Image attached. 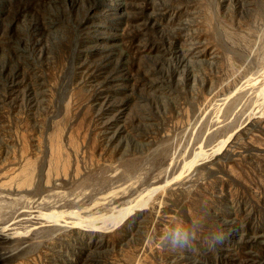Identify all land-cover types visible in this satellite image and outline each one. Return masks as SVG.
Wrapping results in <instances>:
<instances>
[{"label": "rangeland", "instance_id": "1", "mask_svg": "<svg viewBox=\"0 0 264 264\" xmlns=\"http://www.w3.org/2000/svg\"><path fill=\"white\" fill-rule=\"evenodd\" d=\"M263 92L264 0H0V264H264Z\"/></svg>", "mask_w": 264, "mask_h": 264}, {"label": "clouds", "instance_id": "2", "mask_svg": "<svg viewBox=\"0 0 264 264\" xmlns=\"http://www.w3.org/2000/svg\"><path fill=\"white\" fill-rule=\"evenodd\" d=\"M196 232L194 229L186 226H177L167 233L166 240L173 246H187L196 239ZM222 239V233L219 230L210 232L207 237L209 245H213Z\"/></svg>", "mask_w": 264, "mask_h": 264}, {"label": "bare ground", "instance_id": "3", "mask_svg": "<svg viewBox=\"0 0 264 264\" xmlns=\"http://www.w3.org/2000/svg\"><path fill=\"white\" fill-rule=\"evenodd\" d=\"M245 2H246V1H245ZM249 3H250V2H249ZM258 8H259V7H258ZM260 8H261V7H260ZM243 9H244V8H243ZM229 42H230V41H229ZM230 44H231V43H230ZM232 46H233V45H232ZM229 47H230V46H229ZM251 82H252V81H251ZM248 83H250V82H248ZM252 83H253V82H252ZM252 83H251V84H252ZM254 85H255V84H253V86H254ZM248 87H249V86H248ZM263 93H264V92H263ZM255 118H256V116H255ZM250 120H251V119H250ZM250 120H249V121H250ZM250 122H251V121H250ZM247 123H248V121H247ZM241 131H242V130H241ZM233 133H234V132H233ZM236 134H237V133H236ZM223 143H224V142H222V144H223ZM220 145H221V144H220ZM217 146H218V145H217ZM220 147H221V146H220ZM218 148H219V147H218ZM215 153H216V152H215ZM234 154H235V153H234ZM242 154H243V153H242ZM196 156H197V155H196ZM253 157H254V156H253ZM248 160H249V159H248ZM245 163H246V162H245ZM247 164H248V163H247ZM166 183H168V182H166ZM155 190H156V189H153V190H152V189H151V190L149 189V190H147V192L149 193L148 195H150V194L153 195V194L155 193ZM252 191H253V190H252ZM131 208L134 209V210L136 209V208H134V206H131ZM131 208L128 207L126 210H130ZM132 211H133V210H132ZM20 212H21V211H20ZM20 212H19L17 215H14L15 217H13V221H11V223L13 222V225H18L19 223L21 224L22 222H27V223H29L28 226L31 225V227H32V225H35V226H36V225H40V227H42L43 225H45V224L42 225V223L45 221V220H44V221L42 222V220H43V218H41L42 215H41L40 217L37 216L35 213H34V214H35L36 216H35V215H32V214H31V213H32L31 211H29V212H31V213H29L28 211H24V212L22 211L21 213H20ZM33 212H34V211H33ZM37 212H38V211H37ZM124 212H125V213H128L129 211H128V212L124 211ZM118 214H119V213H118ZM121 214H122V213H121ZM128 214H130V213H128ZM38 215H39V214H38ZM119 215H120V214H119ZM123 215H124V214H123ZM126 216H127V215H126ZM118 217H119V216H118ZM123 217H124V216H123ZM44 219H45V218H44ZM108 219H109V217H108ZM114 219H115V218H114ZM114 219H113V220H114ZM122 219H123V218H122ZM11 220H12V219H11ZM116 220H117V219H116ZM46 221H47V220H46ZM48 222H49V221H48ZM11 223H10V224H11ZM68 223H70V222H66L65 225H68ZM10 224H9V226H10ZM109 224H110V223H109ZM22 225H23V223H22ZM22 225H21V226H22ZM56 225H57V224H56ZM58 225H59V224H58ZM63 225H64V224H62V226H63ZM23 226H25V225H23ZM23 226H22V227H23ZM47 226H48V225H47ZM71 226H72V225H71ZM113 226H114V225H113ZM37 227H38V226H37ZM37 227L34 228V229H37ZM40 227H38V228H40ZM65 227H66V226H65ZM10 228H11V227H10ZM13 229H14V228H13ZM13 229H12V230H13ZM58 229H59V228H58ZM6 230H9V228H8V229L6 228ZM6 230H5V231H6ZM13 233H14V232H13ZM15 233H18V232L15 231ZM10 236H11V235H10ZM6 237H7V236H6ZM40 256H41V255H40Z\"/></svg>", "mask_w": 264, "mask_h": 264}]
</instances>
